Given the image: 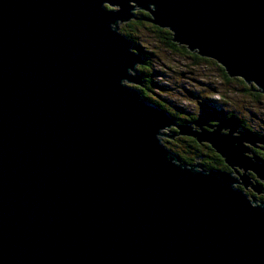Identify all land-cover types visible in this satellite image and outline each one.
<instances>
[{
	"label": "water",
	"instance_id": "95a60500",
	"mask_svg": "<svg viewBox=\"0 0 264 264\" xmlns=\"http://www.w3.org/2000/svg\"><path fill=\"white\" fill-rule=\"evenodd\" d=\"M139 11L264 95V0H0V264H264V201L164 142L194 137L264 179L244 143L260 139L145 100L121 32Z\"/></svg>",
	"mask_w": 264,
	"mask_h": 264
},
{
	"label": "rangeland",
	"instance_id": "374dc122",
	"mask_svg": "<svg viewBox=\"0 0 264 264\" xmlns=\"http://www.w3.org/2000/svg\"><path fill=\"white\" fill-rule=\"evenodd\" d=\"M135 37L144 48L153 53V67L146 64L149 68L146 69V74H149L151 80L157 81L158 85L164 86H152L147 94L163 104L175 118L186 119L188 116L194 118L199 115L205 117L202 114L204 109L208 108L209 111V106L212 105L219 106V112L223 110L229 114L234 113L232 115L242 120L253 132L264 130V97L256 99L254 92L250 94L251 91L246 90L239 81L240 78L227 81L221 76L223 72L218 65L197 60L189 51L171 50L162 42L161 35L153 33L150 28H139ZM132 85L140 90L146 83L144 86ZM171 130L167 131L172 133ZM164 140H171L167 146L179 150L187 158L191 157V162H197L196 157L201 154L199 151H203L198 144H194L195 150H192L187 147V140L179 141L178 137L172 140L165 136ZM187 151H198V154Z\"/></svg>",
	"mask_w": 264,
	"mask_h": 264
},
{
	"label": "trees",
	"instance_id": "16d2710c",
	"mask_svg": "<svg viewBox=\"0 0 264 264\" xmlns=\"http://www.w3.org/2000/svg\"><path fill=\"white\" fill-rule=\"evenodd\" d=\"M137 16L139 17L138 19H134V20H132V21H130L128 23H125L121 27V30H122V33L123 34H125L133 42H135V44H136V47H135L136 48V51H138L139 53H141L143 55V61L139 65L138 68H139L140 73L143 75V78H144V81H145L146 85L144 83V85H145V86L143 85L144 88H141L139 91L141 92L142 96L145 98L146 101H148L151 104L160 106L161 108H164V105L163 104H161L158 100H156V99H154L152 97H149V95L147 94V91H149V89H152L151 88L152 86H156V87H158V86L164 87V86L163 85H158L157 81L151 80V78L148 76L149 74H146V71H147L146 69H149L147 67L148 66L150 68L153 67V58H152L153 53L152 52H149L147 48H144L141 45V43L136 40L135 34L138 32L139 28H141V29H145V28L148 29V28H150L153 33L157 32V34L161 35L162 42L166 46H168L171 50L177 51L178 49H182L185 52L186 51L188 52L189 50L185 46L179 45L178 43H176V42L173 41V34H172V32H170L167 29H162L161 27H159V26L155 25L154 23H152L150 21V19H149L150 18V15L148 13H146V12H140L139 11V12H137ZM132 25H137V26L134 27ZM129 26L132 27V28H134V29L129 28ZM189 52H191V51H189ZM191 53H193V56H195V58L197 60H203V61H207V62H210V63H213V64L218 65V67L220 68V70L223 72L221 76L225 80L231 81V80L238 79V78H235L234 79V78L230 77L227 74L226 70L220 64H218L215 60L210 59V58H207V57H201L200 55H198L195 52H191ZM146 64L148 65L147 67L145 66ZM240 79H241V80H239L240 82H242V83L244 82L243 85L246 87V90L251 91L250 94H253V92H254V96H255L256 99L259 98V97H261V96H264L261 93L256 92L254 90L255 87L248 85L242 78H240ZM164 109L167 110L166 107ZM167 111L169 113H171L170 110H167ZM226 113L228 114L227 116H231L232 114H234V113H230L229 114L228 112H226ZM171 114L173 115V113H171ZM176 118L179 121H181V122H186L187 121V119L184 120L183 118H180V117H176ZM191 118H193V117H191ZM241 123H242V125L243 124L246 125L242 120H241ZM246 128H248V127L246 126ZM185 140H187V138H185ZM164 142L167 143L166 140H164ZM191 146H192V149L195 150L194 145H191ZM170 149H172L174 152H176L177 154H179L183 160H186V161L188 160L189 161V158H187V155H184V153H181L179 150H176L174 148H170ZM201 156H202L201 154H198V156L196 158L201 157ZM202 163L205 165V167L207 169L212 168V167H219L220 166V164H218V159L215 160V159H210V158L208 159L207 158V159H204V161H202Z\"/></svg>",
	"mask_w": 264,
	"mask_h": 264
},
{
	"label": "flooded vegetation",
	"instance_id": "af4514ba",
	"mask_svg": "<svg viewBox=\"0 0 264 264\" xmlns=\"http://www.w3.org/2000/svg\"><path fill=\"white\" fill-rule=\"evenodd\" d=\"M218 107L219 106H209V108H210L209 111H208V108H205L204 112L202 113L203 115H205V117L199 115L198 117L191 118L188 116L186 118L188 122L186 121V122H182V123L192 124L195 129H199L200 127H203L205 129H208L211 131L212 126L214 127L219 120L224 119L225 115L227 114L225 111L219 112ZM186 119H184V120H186ZM241 127L243 129H245L246 125L243 124V125H241ZM171 132H172L171 134L177 135L175 128L172 129ZM256 135L259 137L260 141L256 142L255 146L249 147V151H246V155H248L250 157L258 156L261 159H264V130L257 131ZM177 137H178L179 141L187 138V147H191V149H192V146H190V145L198 144L203 149V151H199L202 156L198 157V158H201L202 159L201 161H204V159H207V158L208 159L209 158L215 159V160L218 159V164H220V166L216 167V168L232 172L239 182V184H236V187L239 189H242L251 200L256 199L257 201H264V179L259 178L257 176L256 172H254L252 170L245 171V169L243 168L245 171L244 172L243 169H235V168L231 167V165L227 164L222 159V157L219 154H217V152L208 143H199L194 137H191V136H182L185 138H182L181 136H177ZM177 137L175 136V138H171V139L176 140ZM166 141H167V143H166L167 145L171 143L170 142L171 140H166ZM187 152H189L191 154L192 153L198 154V151H187ZM198 158H196V159H198ZM191 161H192V159H191V157H189L188 162H191ZM244 174L248 176L247 184L245 183V180L243 178ZM241 175H243V176H241ZM257 184L262 186L261 192H258L255 189V186Z\"/></svg>",
	"mask_w": 264,
	"mask_h": 264
},
{
	"label": "bare ground",
	"instance_id": "6f19581e",
	"mask_svg": "<svg viewBox=\"0 0 264 264\" xmlns=\"http://www.w3.org/2000/svg\"><path fill=\"white\" fill-rule=\"evenodd\" d=\"M184 46V45H183ZM188 49V48H187ZM189 50V49H188ZM190 51V50H189ZM244 83V82H243ZM232 116H234V115H231V116H227V117H224V119H229V117H232ZM235 117V116H234ZM237 118V117H236ZM239 119V118H238ZM223 120V119H222ZM240 120V119H239ZM240 122H241V120H240ZM241 125H242V123H241ZM245 130H248V128H246ZM253 134H257V133H255V132H253L252 130H250ZM170 133V132H169ZM171 134V133H170ZM245 134H244V136H243V140H244V138H245ZM244 143L248 146V147H253V146H255L254 144H252L251 143V140H249L248 139V136H246V139L244 140ZM231 167H233V168H235V169H243L242 167H240V166H237V165H231ZM243 171H244V169H243ZM245 172V171H244ZM242 174V173H241ZM241 176H243V175H241ZM237 184H239V182L237 183Z\"/></svg>",
	"mask_w": 264,
	"mask_h": 264
}]
</instances>
